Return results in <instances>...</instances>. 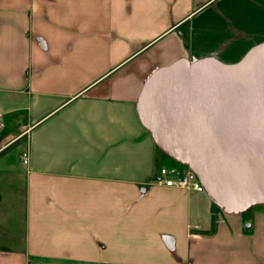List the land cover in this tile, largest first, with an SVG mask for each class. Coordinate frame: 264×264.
Wrapping results in <instances>:
<instances>
[{"label":"crops","instance_id":"0c3cea01","mask_svg":"<svg viewBox=\"0 0 264 264\" xmlns=\"http://www.w3.org/2000/svg\"><path fill=\"white\" fill-rule=\"evenodd\" d=\"M263 42L264 0H0V264H264V205L159 184L138 111L156 70Z\"/></svg>","mask_w":264,"mask_h":264},{"label":"water","instance_id":"95a60500","mask_svg":"<svg viewBox=\"0 0 264 264\" xmlns=\"http://www.w3.org/2000/svg\"><path fill=\"white\" fill-rule=\"evenodd\" d=\"M138 111L157 147L224 211L264 205V42L235 64L180 59L156 70Z\"/></svg>","mask_w":264,"mask_h":264},{"label":"built area","instance_id":"2783aa9c","mask_svg":"<svg viewBox=\"0 0 264 264\" xmlns=\"http://www.w3.org/2000/svg\"><path fill=\"white\" fill-rule=\"evenodd\" d=\"M1 120V113H0ZM27 163L28 160L24 159ZM159 184L183 188L189 191H204V186L198 175L189 167H178L177 170L168 167H162L159 171Z\"/></svg>","mask_w":264,"mask_h":264},{"label":"rangeland","instance_id":"374dc122","mask_svg":"<svg viewBox=\"0 0 264 264\" xmlns=\"http://www.w3.org/2000/svg\"><path fill=\"white\" fill-rule=\"evenodd\" d=\"M164 160H165V163L166 165L170 168V169H174V170H177L178 167H180L174 160H172L170 157H168L167 155L165 154H162L160 153Z\"/></svg>","mask_w":264,"mask_h":264},{"label":"trees","instance_id":"16d2710c","mask_svg":"<svg viewBox=\"0 0 264 264\" xmlns=\"http://www.w3.org/2000/svg\"><path fill=\"white\" fill-rule=\"evenodd\" d=\"M158 151L159 152H161V153H163L159 148H158ZM164 154V153H163ZM177 163V162H176ZM178 164V163H177ZM178 165H180V166H184V165H181V164H178Z\"/></svg>","mask_w":264,"mask_h":264}]
</instances>
